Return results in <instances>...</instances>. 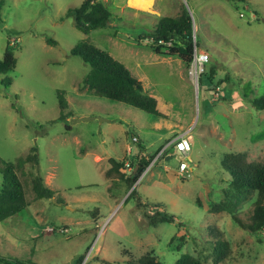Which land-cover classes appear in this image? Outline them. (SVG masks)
<instances>
[{
	"label": "rangeland",
	"instance_id": "obj_1",
	"mask_svg": "<svg viewBox=\"0 0 264 264\" xmlns=\"http://www.w3.org/2000/svg\"><path fill=\"white\" fill-rule=\"evenodd\" d=\"M81 2L0 0V59L7 42L16 58L14 68L0 74V168L16 164L33 146L39 158L37 165L15 166L28 205L0 221V255L38 264H74L80 257V264H129L150 254L173 264L188 253L212 264L215 241L226 240L231 252L220 264H264V232L242 229L222 207L231 176L221 163L227 152L264 160V110L240 94L246 87L250 97L264 94V0H155L153 12L127 0H103L110 21L87 33L75 27L70 11ZM183 7L198 51L208 54L206 66H214L216 78H230L221 86L225 98L212 99L206 77L195 85L177 56L156 54L143 38L160 16L177 15ZM82 41L124 64L143 91L158 99L167 119L87 90L82 80L89 66L70 53ZM59 89L65 98L62 119ZM167 123L175 131L186 129L179 133L191 144L188 175L177 170L176 154L156 160L158 147L177 134L169 133ZM149 141L148 155L154 157L132 186L138 193L125 201L132 188L110 187L107 158L131 162L138 144L148 148ZM35 174L56 191L54 197L35 198ZM3 179L0 172V187ZM138 197L160 204L175 223L148 225L135 208ZM239 198L230 202L245 219L254 196Z\"/></svg>",
	"mask_w": 264,
	"mask_h": 264
},
{
	"label": "trees",
	"instance_id": "obj_2",
	"mask_svg": "<svg viewBox=\"0 0 264 264\" xmlns=\"http://www.w3.org/2000/svg\"><path fill=\"white\" fill-rule=\"evenodd\" d=\"M70 11L74 16L75 27L84 33L89 32L91 29L106 27L111 18V12L103 0H82L79 6L72 8ZM143 38H148V43L156 54L177 56L182 61L187 73L193 59L195 42L192 20L186 8L183 7L180 13L174 16H160L153 25L152 30L145 34ZM46 42L50 45H56V41L52 38H46ZM70 53L80 57L89 66V70L82 80L87 90L112 100L124 102L150 115L167 119L168 116L161 108L158 99L145 93L138 79L124 64L115 59L110 52L100 49L88 41H82L72 47ZM15 64L16 58L7 42L3 57L0 59V74L7 73L14 68ZM215 75L214 66H206L205 63L204 69L198 78L199 86L200 79L204 76L210 82L208 90L211 92V96L213 97L215 88L219 87V96L225 98L226 94H224L225 92L221 86L224 82H229L230 78L228 75L225 78H216ZM2 81L7 84V82H10V78L5 77ZM248 91V87L243 88L240 93L241 97L248 100L256 109L264 110V94L258 97H250ZM63 94V90L59 89L57 91L58 105L61 109L59 119L63 118V110L65 108ZM153 157V155L145 153L143 148H140L135 158L128 162V170L125 167L126 160L109 158V166L104 171V175L112 183L110 187L114 183H124L127 190L131 189L142 176ZM161 157H164V154ZM38 161L37 147L33 146L27 155L18 158L16 164L6 163L0 168V172L4 177L0 187V221H5L9 217L23 212L28 205V200L23 185L16 174L15 166L21 167L25 163L37 165ZM221 163L222 167L229 171L231 176L228 182L230 189L225 192L227 203L223 204V209L229 213L231 219L242 229L252 233L264 232V160H248L245 153L227 152L223 154ZM31 186L37 199L52 198L56 193L55 190L44 184L39 174L32 176ZM110 187L108 190H110ZM137 193L136 187H133L125 201L133 198ZM240 195L241 197L243 195L254 196L252 206L245 219H242L235 212L232 206L233 203L230 202V198L237 199ZM135 208L138 209V213L145 218L150 226H156L164 222L175 223L174 215L162 210V206L158 203L148 204L142 202L140 197H138L135 202ZM97 211V208L94 209L92 211L93 215H96ZM176 224L179 228L182 225L180 221L176 222ZM180 240L181 243L177 245V249H180L183 245L184 235L180 236ZM230 252L231 249L226 240H216L210 258L212 264H220L229 256ZM207 258L208 256L205 259ZM82 259L80 257L74 264H80ZM99 260L104 263L108 262V260L103 258ZM203 261L200 256L182 253L173 264H203ZM0 263L38 264L30 258H6L2 255H0ZM129 264L163 263L156 260L153 255L146 254Z\"/></svg>",
	"mask_w": 264,
	"mask_h": 264
},
{
	"label": "built area",
	"instance_id": "obj_3",
	"mask_svg": "<svg viewBox=\"0 0 264 264\" xmlns=\"http://www.w3.org/2000/svg\"><path fill=\"white\" fill-rule=\"evenodd\" d=\"M209 57L208 54L205 51H198L196 45L194 44V51H193V59L188 67V74L191 78L192 82L197 85L198 84V78L201 72L204 69V64L208 62ZM219 87L215 88V91L213 93V98H216L219 96ZM136 140V138H134ZM173 145L175 154L179 157V164H178V171L181 174L188 175V152L191 149V144L189 140L187 139L185 133H181L177 136H175L172 140L168 142V145ZM164 150H161L157 156L162 155ZM125 167L129 168V163H125ZM150 166L147 167V170Z\"/></svg>",
	"mask_w": 264,
	"mask_h": 264
},
{
	"label": "crops",
	"instance_id": "obj_4",
	"mask_svg": "<svg viewBox=\"0 0 264 264\" xmlns=\"http://www.w3.org/2000/svg\"><path fill=\"white\" fill-rule=\"evenodd\" d=\"M153 1H155V0H152V3H151V10L150 11H155V7H154V2ZM152 11V12H153ZM160 118V117H159ZM162 119H164V118H162ZM166 126H167V130H169V133H176L177 132V134L175 135V136H177V135H179V134H181V133H179L180 131H183V130H186V129H183L182 127H180V129H179V131H175V129L174 128H172V126H171V124L170 123H167L166 124ZM162 128V125L161 126H158V128ZM158 128H157V130H158ZM159 131V130H158ZM174 136V137H175ZM161 137V136H160ZM173 137V138H174ZM133 138V141L134 142H138L139 140H140V138L139 137H136V136H134V137H132ZM134 138H136V140L134 139ZM163 138H165V137H163ZM167 138V137H166ZM172 138V139H173ZM172 139H170V140H172ZM170 140H167L162 146H160V147H158V148H160V150H159V152L161 151V150H164L163 151V153L162 154H164V156H166V158H168V156H173L174 154H175V152H174V147H173V145H168L167 147H165L167 144H168V142L170 141ZM141 144L144 146V147H142V145H140V144H138V147L140 146V148H143L144 149V151H145V153H147V154H151V151H149V148H152L151 147V145L153 144L152 143V141H149V144H150V147H148L147 148V146L146 145H144L142 142H141ZM137 147V148H138ZM170 149H172V150H170ZM131 148H127V151H126V153L128 154V153H131ZM156 150V149H155ZM137 151H138V149L135 151V153L133 154V155H135V154H137ZM158 152V153H159ZM127 154H126V156H127ZM158 155V154H157ZM161 156V155H160ZM160 156H158L157 158H159ZM188 156V155H187ZM110 158H112V157H110ZM133 158H135V156L133 157ZM157 158H156V160H157ZM165 158V159H166ZM172 158V157H171ZM108 159L109 158H107V162H108ZM115 159V158H114ZM170 159V158H169ZM166 160H168V159H166ZM149 169V168H148ZM177 170H178V167H177ZM146 171H147V168H146ZM145 172V171H144Z\"/></svg>",
	"mask_w": 264,
	"mask_h": 264
},
{
	"label": "bare ground",
	"instance_id": "obj_5",
	"mask_svg": "<svg viewBox=\"0 0 264 264\" xmlns=\"http://www.w3.org/2000/svg\"><path fill=\"white\" fill-rule=\"evenodd\" d=\"M127 3L134 8L150 11L152 0H127Z\"/></svg>",
	"mask_w": 264,
	"mask_h": 264
},
{
	"label": "water",
	"instance_id": "obj_6",
	"mask_svg": "<svg viewBox=\"0 0 264 264\" xmlns=\"http://www.w3.org/2000/svg\"><path fill=\"white\" fill-rule=\"evenodd\" d=\"M88 119H90L89 117H87V118H81L80 120H88ZM100 119H102V118H100ZM172 156H168V158H166V159H169V158H171Z\"/></svg>",
	"mask_w": 264,
	"mask_h": 264
}]
</instances>
